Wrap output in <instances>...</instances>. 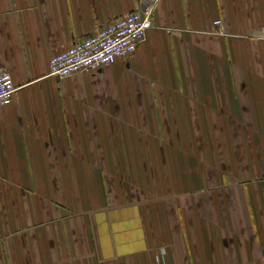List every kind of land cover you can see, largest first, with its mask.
Listing matches in <instances>:
<instances>
[{"label":"crops","instance_id":"crops-1","mask_svg":"<svg viewBox=\"0 0 264 264\" xmlns=\"http://www.w3.org/2000/svg\"><path fill=\"white\" fill-rule=\"evenodd\" d=\"M152 7L128 57L51 56ZM264 0H0V264L264 262Z\"/></svg>","mask_w":264,"mask_h":264},{"label":"built area","instance_id":"built-area-1","mask_svg":"<svg viewBox=\"0 0 264 264\" xmlns=\"http://www.w3.org/2000/svg\"><path fill=\"white\" fill-rule=\"evenodd\" d=\"M151 16L152 7L123 14L112 23L51 56L48 73L61 79L111 64L119 57L130 56L152 27ZM262 38L264 40V30ZM15 89L11 74L0 70V110L11 102Z\"/></svg>","mask_w":264,"mask_h":264}]
</instances>
